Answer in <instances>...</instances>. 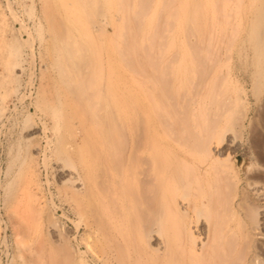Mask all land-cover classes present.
Listing matches in <instances>:
<instances>
[{"label":"rangeland","instance_id":"rangeland-1","mask_svg":"<svg viewBox=\"0 0 264 264\" xmlns=\"http://www.w3.org/2000/svg\"><path fill=\"white\" fill-rule=\"evenodd\" d=\"M261 14L264 0H0V264H105L82 240H93V229L80 219L69 179L85 164L103 165L101 149L119 145L120 126L130 142L138 130L136 105L144 101L154 108L152 97L161 100L158 88L143 90L139 84V68L149 70L150 54H162L163 61L177 55L171 68L179 72L197 49L218 58L232 55L233 81L227 86L245 88L247 105L242 136L231 131L220 144L229 155H217H231L242 186L247 176L259 179L260 174L264 197V160L259 159L264 148L255 150L250 142L252 134H264V99L256 100L248 77L249 38ZM68 37L85 49L82 59L75 61L65 50ZM244 52L250 54L246 64L240 61ZM90 59L101 76V101L108 106L99 122L90 119L77 93L91 81ZM185 75L197 73L188 69ZM185 84V92H191V83ZM193 106L199 121L200 106ZM173 121L172 115L162 123L154 114L153 128L156 137L180 149L167 136L180 129ZM205 221L197 228L199 237Z\"/></svg>","mask_w":264,"mask_h":264},{"label":"bare ground","instance_id":"bare-ground-1","mask_svg":"<svg viewBox=\"0 0 264 264\" xmlns=\"http://www.w3.org/2000/svg\"><path fill=\"white\" fill-rule=\"evenodd\" d=\"M69 37L65 50L78 61L77 56L86 51L70 42ZM250 40L252 72L248 77L252 94L260 101L264 99V14ZM213 56L197 49L179 72L171 68L177 55L163 61L162 54H150L149 70L139 68V84L143 90L158 88L161 100L157 103L152 97L154 108L144 101L136 105L137 132L129 142L125 128L120 126L119 145L101 149L106 158L102 166L94 162L92 167L85 164L72 172L71 193L80 219L93 229V240H85L84 236L82 240L103 263L264 264V197L260 193L262 183L258 182L262 176L257 173L260 180L247 176V185L242 186L231 155L219 158L225 150H220V144L228 140V135L242 136L239 132L245 118L246 89L236 86L230 91L227 86L233 81L229 64L232 55ZM249 56L248 52L240 53V61L246 64ZM89 61L91 81L77 93L85 99L90 119L99 122L108 106L101 101L97 81L101 76L97 78L95 64ZM188 69L197 76L188 78ZM213 70L217 72L214 75ZM186 80L191 83V92H185ZM193 104L200 106L199 121L193 117ZM122 112L124 117L130 116L127 107ZM154 114L167 124L173 115V124L180 129L167 136L178 142L180 149L156 137ZM260 124L264 126V111ZM255 136L252 134V140L249 137L252 148H264V138ZM259 151L257 156L263 155ZM60 152L69 154L66 148ZM262 157L259 159L264 160ZM202 215L206 227L203 237H199L197 228L205 219Z\"/></svg>","mask_w":264,"mask_h":264}]
</instances>
